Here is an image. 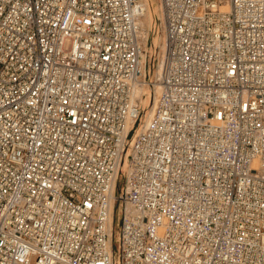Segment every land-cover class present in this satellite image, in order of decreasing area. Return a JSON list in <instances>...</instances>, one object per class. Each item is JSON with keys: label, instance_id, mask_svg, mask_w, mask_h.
Instances as JSON below:
<instances>
[{"label": "built area", "instance_id": "1", "mask_svg": "<svg viewBox=\"0 0 264 264\" xmlns=\"http://www.w3.org/2000/svg\"><path fill=\"white\" fill-rule=\"evenodd\" d=\"M148 9L0 0V264H264V0Z\"/></svg>", "mask_w": 264, "mask_h": 264}, {"label": "rangeland", "instance_id": "2", "mask_svg": "<svg viewBox=\"0 0 264 264\" xmlns=\"http://www.w3.org/2000/svg\"><path fill=\"white\" fill-rule=\"evenodd\" d=\"M152 1V6L155 7V10L153 11V18L149 19V22H147L146 19L141 20V28L145 31H147L149 23L150 26L153 24L154 19L158 16V0H151ZM143 18V17H142ZM156 36H161L163 38V33L161 31H158L157 33L154 34H149V39H148V50H147V56L149 57V55L153 52L154 54H156L157 52H162L163 48L160 46H154L153 45V40L154 43L156 41ZM163 42V40L161 41ZM147 57V59H148ZM158 67H154L153 72L150 74L151 77H154L157 74V70ZM122 173H124V171H122ZM120 218H121V210L119 209V207L116 210V221H115V229H114V235H115V240L117 245L119 244V231H118V225L120 222Z\"/></svg>", "mask_w": 264, "mask_h": 264}, {"label": "bare ground", "instance_id": "3", "mask_svg": "<svg viewBox=\"0 0 264 264\" xmlns=\"http://www.w3.org/2000/svg\"><path fill=\"white\" fill-rule=\"evenodd\" d=\"M151 3H152V1L149 0V9L144 13L143 18H141V20L146 19L147 22H149V19L153 18V11L155 10V7L152 6ZM142 33H143V36H144V39H145L147 31L142 29ZM161 41H162V37L161 36H156V41L154 43V40H153V45L162 47L163 45H162ZM143 46H144V48L146 50H148V45L146 44L145 40H144ZM160 69L161 68L159 67L158 68V75L160 74V72H159ZM159 90L160 89H159V85H158V86H156V94L159 92Z\"/></svg>", "mask_w": 264, "mask_h": 264}]
</instances>
